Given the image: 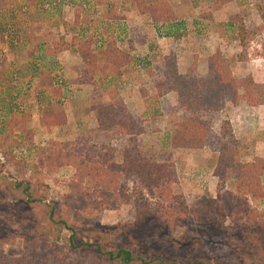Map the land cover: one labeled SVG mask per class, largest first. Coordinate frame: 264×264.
Masks as SVG:
<instances>
[{
  "label": "rangeland",
  "instance_id": "374dc122",
  "mask_svg": "<svg viewBox=\"0 0 264 264\" xmlns=\"http://www.w3.org/2000/svg\"><path fill=\"white\" fill-rule=\"evenodd\" d=\"M95 1L63 0L56 12L57 18L51 20L50 25L41 27L35 24L25 31L29 37L25 47L21 46L25 45L23 42L14 44V39L11 40L12 46H9L8 37L0 36V73L4 80L0 79V85L6 89L1 96L5 102H10L16 87L21 96L24 95L11 102L17 111V116H14L15 127L12 129L17 144L13 154L25 161L23 170L28 175L34 174V180L45 185L47 201L54 205L58 217H61L62 211H66V207L62 206V197L69 191L66 184L72 170L58 168L50 172L45 169L31 172L35 149L53 142L68 148L75 140L89 134L96 143L112 145L116 149V160L123 145L133 144L151 160L172 163L176 174L172 193L181 195L190 209H200L201 217L208 214L206 205L223 207L216 196H223L231 188L227 184L220 187L212 175L214 153L207 147H191L194 142L183 140L181 130L187 121L186 116L177 109L174 94L160 95L154 84L160 79L164 57H174L179 74L194 75L201 79L207 77L212 59L217 58L228 66L233 82L237 85L242 83V79L252 80L256 101L249 105L248 101L240 99L237 105L242 109L256 107L262 111L260 123L251 122L249 125L250 129L260 133L264 129V0H213L212 3L203 2L198 7L192 6L190 0H168L176 16L171 27L172 35L168 38L158 37L148 19L138 16L133 7L117 3L110 11L113 19L108 20L102 16V12L110 8L104 9ZM75 13L78 14V26L74 24ZM230 23H238L242 27L240 40L234 34L223 35L222 27ZM106 25L108 28L103 31ZM79 27L82 32L84 28L88 29L86 35L91 34L101 49L114 46L126 57L124 71L113 81L109 80V94L97 89V85L80 84L83 61L77 53V46L56 53L57 70H40L36 74L23 70L27 49L38 48L41 44L43 54L55 52L57 48L54 45L68 43L73 37V41H78L80 45L81 39L76 36ZM89 51L94 54L93 44ZM97 56H100L98 52ZM17 68L21 69L20 72ZM21 74H25L23 82ZM55 87L61 89L62 98L50 100L49 106L39 112L30 96L37 91L44 90L47 93ZM239 88L238 95L241 97L243 94ZM107 96L119 97L127 112L140 118L143 135L133 141L132 138L91 132L95 129V123L89 112L90 102L107 99ZM233 107L226 104L217 112L202 114L201 121L210 136L219 135L222 123L228 122V112ZM18 113L23 115L21 119ZM53 113L64 115L63 125H52ZM235 143L240 152L238 161H259L251 154L253 138L242 144L235 140ZM212 148L215 149L214 140ZM5 169L17 178L10 166H5ZM260 183L264 188V176ZM124 185L125 193L132 191L131 178L124 179ZM69 206L72 211L70 221L77 228L98 230L102 234L118 231L107 244L111 248L132 247L141 255L153 252L162 259L183 264L201 258L233 264H264V192L261 199L248 200V207L256 214L248 220L243 218L242 223L235 222L232 217L219 219L217 225L211 220L192 222L187 224V229L176 227L170 235L153 223L133 226V210L126 204L104 209L94 216L78 211L76 202ZM35 223L42 225L38 211L10 200L0 186L1 252L11 257L20 255L19 233L17 237L11 232L23 233ZM82 230L79 233L84 237ZM62 235L68 237L69 233L64 232ZM38 244L40 250H49L50 239H38ZM46 264L52 263L47 261Z\"/></svg>",
  "mask_w": 264,
  "mask_h": 264
},
{
  "label": "trees",
  "instance_id": "16d2710c",
  "mask_svg": "<svg viewBox=\"0 0 264 264\" xmlns=\"http://www.w3.org/2000/svg\"><path fill=\"white\" fill-rule=\"evenodd\" d=\"M190 1L193 2L192 6L196 7L206 1L213 2V0ZM61 2L63 0H0L1 38L8 37L9 46H12L11 40L14 39V44L23 42L25 45L21 46L25 47L29 43L25 31L35 24L41 27L50 25L51 20L57 18L56 12L59 11ZM95 3L104 9L110 8L102 12V16L108 20L113 19L110 11L117 3L121 6H131L138 16L148 19L158 37L168 38L172 35L171 27L176 21V16L168 0H96ZM75 14L76 26L78 14ZM60 24L64 26L63 23ZM107 28L108 25L103 31ZM80 29L79 27L76 35L81 39L80 45L78 41L77 43L73 41L75 38L73 37L68 43L54 45V48H57L55 52L47 51L43 54L44 48H41V44L38 48L27 49V61L23 70L32 71L33 74L40 70H57L56 53L77 46V53L83 61L80 84L92 87L97 85V89L109 94L107 90L109 80L113 81L124 71L127 65L126 57L114 46L101 49L91 34L86 35L88 29L84 28L83 32ZM222 30L223 35L234 34L240 40L242 27L238 23L226 24ZM92 44L95 46L94 54L89 51ZM32 45L34 46L35 43ZM97 52L100 56H97ZM20 70L17 68V71ZM2 76L0 73V79L4 81ZM20 78L23 82L25 74H21ZM241 82L239 85L233 82L228 66L217 58L212 59L206 78L181 75L177 72L176 61L171 55L164 57L160 79L154 84L156 92L160 95L174 94L177 109L187 118L181 130L183 140L194 142L191 146L194 148H209L214 153L212 175L216 177L220 187L227 184L231 188L224 192L223 196H216L223 207L206 205L208 214L202 217L200 209H190L181 195L172 193V186L176 182L172 163L151 160L133 144L123 145L116 160V149L104 142H94L90 134L75 140L68 148H62L59 143L53 142L35 149L31 172L35 173L38 169L50 172L58 168L72 170V175L66 184L69 191L62 197V206L66 207V211H62L61 217H58L54 205L47 201L45 185L37 183L34 174L28 175V172L23 170L26 166L25 161L16 158L13 154V148L17 144L12 129L15 127L14 116H17V111L11 102L17 98L21 99L24 95L21 96L20 90L16 87L14 98H11L10 102H5L1 93L6 89L0 85V157L2 159L0 186L10 200L37 210L42 222V225L33 224L30 230H25L23 233L11 232L14 236L19 233L21 256L11 257L3 254L0 249V264H46L47 261L52 264H183L162 259L153 252L141 255L132 247H109L107 244L110 242V237L116 236L119 232L113 230L110 234L109 232L102 234L98 230H82L74 226L70 221L72 211L69 205L75 202L78 211L92 216L98 215L107 208H118L120 204L129 205L133 210V226L153 223L169 235L178 226L187 229V224L192 222L211 220L217 225L219 219L232 217L235 222L242 223L243 218L248 220L251 215L256 214L248 207V200L256 201L263 197L264 188L260 180L264 176V160L255 159L250 163H241L238 161L240 152L238 153V148L235 146L229 123L223 121L219 135L215 137L209 135L207 127L201 121L202 114L217 112L226 104L236 106L240 99L248 101L249 105L254 104L256 95L252 80L247 78L242 79ZM237 87L242 91V98L238 95ZM61 93V89L55 87L47 93L44 90L37 91L30 97L34 99L37 110L42 112L49 106L50 100L56 98L60 100ZM89 112L95 123L92 133L132 138L133 141L143 135L140 118L131 116L119 97L91 100ZM53 115L51 121L53 126L64 124L65 118L62 113H53ZM18 116L21 119L23 115L18 113ZM210 140L212 142L214 140L215 149L212 148ZM5 166H10L17 178L12 177ZM127 178H131L133 182L132 191L129 193H125L124 188V179ZM235 210L238 211L234 212ZM80 230L84 237H81ZM64 232L69 233L68 237L62 235ZM38 239H50L49 250H40ZM187 264L233 263L201 258L191 260Z\"/></svg>",
  "mask_w": 264,
  "mask_h": 264
},
{
  "label": "crops",
  "instance_id": "0c3cea01",
  "mask_svg": "<svg viewBox=\"0 0 264 264\" xmlns=\"http://www.w3.org/2000/svg\"><path fill=\"white\" fill-rule=\"evenodd\" d=\"M261 116L262 111L256 107L242 109L237 105L229 110L227 120L234 139L242 144L246 142V140L248 141L249 138H251V140L253 138L254 143L251 154L254 158L264 160V129L259 133L249 128L251 122L260 123Z\"/></svg>",
  "mask_w": 264,
  "mask_h": 264
}]
</instances>
